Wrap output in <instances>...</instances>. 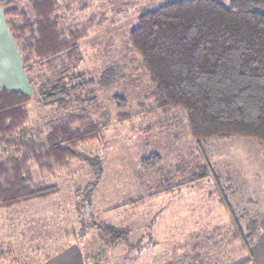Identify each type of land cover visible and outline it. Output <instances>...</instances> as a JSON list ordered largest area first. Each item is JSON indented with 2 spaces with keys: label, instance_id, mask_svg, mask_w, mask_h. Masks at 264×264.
Masks as SVG:
<instances>
[{
  "label": "rangeland",
  "instance_id": "rangeland-1",
  "mask_svg": "<svg viewBox=\"0 0 264 264\" xmlns=\"http://www.w3.org/2000/svg\"><path fill=\"white\" fill-rule=\"evenodd\" d=\"M5 1L31 11L29 0H0V86L31 98L28 119L12 137L41 142L51 126L79 117L106 127L51 174L28 164L35 183L54 186L0 209V264H55L66 249L79 253L81 264H264L253 255L264 236V147L243 137L193 139L183 110L156 107L129 43L138 10L166 0H56L58 27H85L87 34L67 79L73 90L55 102L39 95V67L21 64L7 30L18 17L4 16ZM11 152L1 147L0 160ZM152 155L155 162L142 166Z\"/></svg>",
  "mask_w": 264,
  "mask_h": 264
},
{
  "label": "trees",
  "instance_id": "trees-1",
  "mask_svg": "<svg viewBox=\"0 0 264 264\" xmlns=\"http://www.w3.org/2000/svg\"><path fill=\"white\" fill-rule=\"evenodd\" d=\"M5 2L4 16L18 17L7 23V30L22 66L30 70L36 64L41 72L39 95L45 102L63 100L73 90L67 79L81 59L79 41L86 28L62 31L55 20L56 0H29L31 17ZM138 11L128 40L140 57L156 107L183 110L195 140L243 137L264 147V0H166ZM30 99L0 86V148L12 151L0 160V209L41 198L53 188L33 181L30 162L51 174L76 157L78 144L97 139L106 127L70 118L51 126L41 142L16 140L12 136L28 119ZM114 100L118 107L124 105L123 97ZM77 120L80 125L74 127ZM156 157L142 158V166L150 167ZM215 186L228 207L224 188L220 182Z\"/></svg>",
  "mask_w": 264,
  "mask_h": 264
},
{
  "label": "crops",
  "instance_id": "crops-1",
  "mask_svg": "<svg viewBox=\"0 0 264 264\" xmlns=\"http://www.w3.org/2000/svg\"><path fill=\"white\" fill-rule=\"evenodd\" d=\"M262 224L260 222V227H262V229H264V219L262 220ZM261 229V230H262ZM69 249H66V255H64L62 257V259H60L57 263L55 264H81V259H80V256H79V253L76 255L72 250V252L68 253ZM256 253L259 255V258L256 256ZM264 253V236H261L259 237L258 241L256 242L255 244V248H254V256L255 258L257 259V261L259 263H264V256L262 255ZM53 260L55 261V259H51V261L49 260V262H53ZM256 261V260H255ZM50 263H46V264H50ZM253 264V263H252Z\"/></svg>",
  "mask_w": 264,
  "mask_h": 264
}]
</instances>
